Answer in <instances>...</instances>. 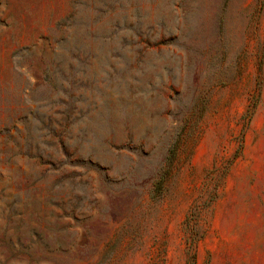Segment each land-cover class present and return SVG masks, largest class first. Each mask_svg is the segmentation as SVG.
<instances>
[{"label": "rangeland", "instance_id": "1", "mask_svg": "<svg viewBox=\"0 0 264 264\" xmlns=\"http://www.w3.org/2000/svg\"><path fill=\"white\" fill-rule=\"evenodd\" d=\"M13 120L0 189L41 195L27 130L63 186L0 264H264V0H0Z\"/></svg>", "mask_w": 264, "mask_h": 264}, {"label": "trees", "instance_id": "2", "mask_svg": "<svg viewBox=\"0 0 264 264\" xmlns=\"http://www.w3.org/2000/svg\"><path fill=\"white\" fill-rule=\"evenodd\" d=\"M78 3L77 1L75 2ZM74 13L69 14L65 20L62 22V25L73 22ZM22 121L25 120V117H19ZM66 118V117H65ZM10 129L19 132L15 120L12 121L10 125L0 126V135L5 134L8 139H11L8 131ZM53 136H55V141H37L36 135L29 130L26 131L23 136L26 148L23 152L28 158H33L38 161L39 164L46 165L47 167L40 172L38 175H35L31 180L26 184V186L32 187L34 190L41 193V195L36 199H31L30 195H18L7 192L6 188L0 189V241H3L6 231L10 226H14L18 230L22 225L29 223H37L42 227H48L44 222L46 217H54L59 219L60 216L49 211L47 214H43L42 211L49 207L50 205L60 206L58 197V191L63 186V177L58 176L54 180L46 182V177L50 172H58L61 170L62 161L49 160L50 155L45 154V148L49 147H61L64 149V141L62 139L63 129L59 132L55 130H50ZM44 146L45 148H42ZM176 145L171 149V153L174 154ZM58 151V149H56ZM10 157L6 158L8 161ZM44 183V187H39V184ZM43 197V199H42Z\"/></svg>", "mask_w": 264, "mask_h": 264}]
</instances>
